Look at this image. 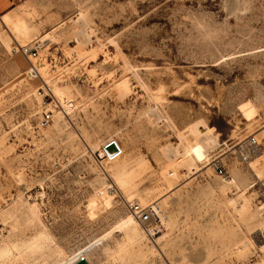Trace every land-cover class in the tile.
I'll return each instance as SVG.
<instances>
[{"label":"rangeland","instance_id":"rangeland-1","mask_svg":"<svg viewBox=\"0 0 264 264\" xmlns=\"http://www.w3.org/2000/svg\"><path fill=\"white\" fill-rule=\"evenodd\" d=\"M5 13L0 264H264V149L249 164L229 151L251 134L264 145V0H26ZM35 38L50 42L33 61L42 77L76 104L46 128L44 81L18 50ZM113 138L124 154L103 161ZM179 142L195 161L175 157ZM130 202L152 207L154 233Z\"/></svg>","mask_w":264,"mask_h":264},{"label":"built area","instance_id":"built-area-1","mask_svg":"<svg viewBox=\"0 0 264 264\" xmlns=\"http://www.w3.org/2000/svg\"><path fill=\"white\" fill-rule=\"evenodd\" d=\"M25 0H11V2H19ZM49 39L45 40L42 38H35L24 45H20V52L22 55L30 62L31 67L26 72V76L30 79H41L44 81L43 85L38 88V94L42 96L45 101L41 114L37 121L38 128L48 127L55 118L56 114H60L63 117L70 116L76 110L75 100L73 98L64 97L59 99L50 84H48L42 77L41 72L37 67V63L33 61H38L41 58V52L49 44ZM43 101V102H44ZM52 105V108L49 106ZM264 149V145L257 138L256 135H248L244 139L238 141L232 150H229L233 157H235L239 162L244 164H249L250 161L257 156ZM213 170L218 176L226 175L225 163L221 158H214L210 162ZM130 209L133 215L144 224L147 231H150L154 227V214L152 212V207L150 205H143L140 202L129 203ZM261 238L264 239V231H261Z\"/></svg>","mask_w":264,"mask_h":264},{"label":"bare ground","instance_id":"bare-ground-1","mask_svg":"<svg viewBox=\"0 0 264 264\" xmlns=\"http://www.w3.org/2000/svg\"><path fill=\"white\" fill-rule=\"evenodd\" d=\"M26 1V0H25ZM16 14V13H15ZM23 15V14H22ZM28 15V14H27ZM3 17H6V19L7 18H9L10 16H9V12L8 13H5L4 15H3ZM28 17H29V15H28ZM15 19V18H14ZM8 20V19H7ZM76 20L77 21H79L80 23H82V24H84L85 22H86V16H85V14H83V13H80L78 16H77V18H76ZM15 26H16V28L17 29H21L22 30V32H24V30L22 29V28H24V27H26V29H27V21L24 19V18H21V19H19V20H17V22L15 23ZM28 30V29H27ZM28 32H29V30H28ZM27 33V32H26ZM45 40H47V39H45ZM8 45H10V43H8ZM11 46V45H10ZM18 50H19V48H18ZM19 52H20V50H19ZM156 112V113H155ZM151 115H153V117L154 118H156L157 120H158V122H161V121H164L163 119H162V117L160 116V114L159 113H157V111L155 110V111H153V114L151 113ZM111 141H115L116 143H117V145H118V147H119V150L118 149H116L115 151H113V152H109V151H106V145L109 143V142H111ZM96 150V149H95ZM175 152H174V155H175V157L178 159V160H186V159H189V160H192V161H195L194 160V156H193V154H192V151L190 150V148L184 143V142H179V143H177L176 145H175V150H174ZM263 153V151L262 152H260L259 154H262ZM124 154V148H123V146H122V144H120V142L117 140V139H115V138H113V139H111V140H109V141H107V142H105L104 144H103V146H102V148L101 149H99L98 151H97V156H98V158H102L103 159V161H114V162H116L120 157H121V155H123ZM255 158V157H254ZM254 158L251 160V161H253L254 160ZM174 170H175V167H174ZM131 203V202H130ZM160 223V225L162 226L163 225V222L161 223V222H159ZM143 224V223H142ZM144 225V224H143ZM159 228V226H158V223L156 224V226L155 227H153L152 229H150V232H153L154 233V231L156 230V229H158ZM158 232H160V230L158 231ZM157 233V232H156ZM163 233H165V232H163ZM260 234H261V232H260ZM256 241H257V239H256ZM82 257V255H80V256H78L74 261H73V263L74 262H76V260H78L79 258H81ZM83 258H85V257H83ZM82 259V258H81ZM80 259V260H81ZM79 261V260H78ZM77 261V262H78ZM76 264V263H75Z\"/></svg>","mask_w":264,"mask_h":264},{"label":"water","instance_id":"water-1","mask_svg":"<svg viewBox=\"0 0 264 264\" xmlns=\"http://www.w3.org/2000/svg\"><path fill=\"white\" fill-rule=\"evenodd\" d=\"M116 149L119 150V147L115 141H111L106 145V151L113 152ZM76 264H91L87 258H82Z\"/></svg>","mask_w":264,"mask_h":264},{"label":"crops","instance_id":"crops-1","mask_svg":"<svg viewBox=\"0 0 264 264\" xmlns=\"http://www.w3.org/2000/svg\"><path fill=\"white\" fill-rule=\"evenodd\" d=\"M11 7V0H0V13L7 12Z\"/></svg>","mask_w":264,"mask_h":264}]
</instances>
